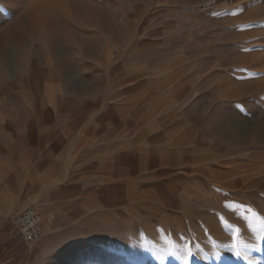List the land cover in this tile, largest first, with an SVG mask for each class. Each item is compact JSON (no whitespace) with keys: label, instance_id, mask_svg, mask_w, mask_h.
<instances>
[{"label":"rangeland","instance_id":"1","mask_svg":"<svg viewBox=\"0 0 264 264\" xmlns=\"http://www.w3.org/2000/svg\"><path fill=\"white\" fill-rule=\"evenodd\" d=\"M0 7V263L264 264V95H228L264 81L261 0Z\"/></svg>","mask_w":264,"mask_h":264},{"label":"bare ground","instance_id":"2","mask_svg":"<svg viewBox=\"0 0 264 264\" xmlns=\"http://www.w3.org/2000/svg\"><path fill=\"white\" fill-rule=\"evenodd\" d=\"M261 2H263L264 4V0H261ZM48 8V7H47ZM8 10H11V7L8 8ZM44 9H41V8H34L33 10H31L29 13H28V20L30 21V23L32 24L33 27L35 28H41L43 29L46 33H48L49 35H52L53 31L52 30L53 28L51 27V24H50V21H49V17H46V14L45 12H43ZM46 10V9H45ZM47 12V11H46ZM263 17H264V9L262 11V14H261ZM54 17V16H53ZM52 22V21H51ZM53 26V25H52ZM246 32V31H245ZM239 33V32H238ZM260 37V36H259ZM262 38V37H261ZM241 42V48L242 46H246L245 44H248L251 40L250 39H247L246 37H240L239 39ZM250 40V41H249ZM254 40V39H252ZM255 42H260L259 40ZM261 43V42H260ZM252 44H253V41H252ZM263 44V43H262ZM254 46V45H253ZM243 49V48H242ZM247 49V47H246ZM253 49V48H252ZM244 51V50H243ZM247 51V50H246ZM241 52V50H240ZM246 53V52H245ZM243 55V54H242ZM247 56V55H246ZM246 57L243 55V56H240L239 58H235L233 59V70L231 69V71H235V70H238V72H235L238 73V76L236 77V79H240V78H243V76H239V73H243V71L246 72L247 69H249V67H246V64L244 63ZM247 60V59H246ZM239 63H241L240 65H238ZM238 65V66H237ZM231 67V68H232ZM264 69V67H262ZM227 69V68H226ZM262 70V69H261ZM262 72V71H261ZM234 73V72H233ZM234 74V75H235ZM247 74H250V73H247ZM234 78V77H233ZM232 84L234 82H231ZM249 83V82H248ZM239 85V84H237ZM259 88V90H258ZM230 92H228L229 96L231 97L232 100H239V101H242L244 99H250L251 96H256V95H261L263 94L264 95V81L263 80H260L257 84H243V86L241 87H233L232 89L229 90ZM187 167V166H186ZM107 185H113L114 182L113 181H107L106 182ZM116 184V183H115ZM246 183H243V182H225L224 184H222V186L225 188V189H229V190H234V191H237L239 190L240 188H243V187H249V186H253L254 185V182L253 183H248L247 185H245ZM250 189V188H249ZM155 191V190H154ZM243 191V190H242ZM249 192V191H248ZM240 193V192H239ZM243 193V192H241ZM250 194V193H248ZM242 195V194H241ZM117 199V198H116ZM136 200V199H134ZM156 200V199H154ZM159 200V199H158ZM119 203V202H118ZM159 203V202H158ZM121 204V203H120ZM119 206V205H118ZM148 207V206H147ZM36 211V210H35ZM203 211V210H202ZM43 215V214H42ZM45 215V214H44ZM224 218V217H223ZM226 219V217H225ZM228 221V219H227ZM100 222V221H99ZM246 231V230H245ZM244 231V232H245ZM241 233V232H240ZM242 234V233H241ZM126 248V247H125ZM128 252V251H127ZM224 255V254H223ZM249 258H251L249 256ZM248 257L246 256H243L242 259L243 260H247L249 259ZM72 259V256L71 255H67L66 258H65V262H68L69 260ZM178 264V263H177Z\"/></svg>","mask_w":264,"mask_h":264},{"label":"built area","instance_id":"3","mask_svg":"<svg viewBox=\"0 0 264 264\" xmlns=\"http://www.w3.org/2000/svg\"><path fill=\"white\" fill-rule=\"evenodd\" d=\"M20 238L26 244L36 243L43 233L42 216L33 209H26L12 220Z\"/></svg>","mask_w":264,"mask_h":264},{"label":"crops","instance_id":"4","mask_svg":"<svg viewBox=\"0 0 264 264\" xmlns=\"http://www.w3.org/2000/svg\"><path fill=\"white\" fill-rule=\"evenodd\" d=\"M47 209L49 210L50 208H47ZM40 210H41V209H40ZM41 212L44 213L45 216H47V214H48L47 212H45V210H44V211L41 210ZM40 215H41V214H40ZM50 218H51V217H50ZM47 220H48V224H47V226H46V225H45V226L48 227V228H45V230H46V232L48 231L47 234H49V232L51 231V229H49L51 225L49 224V223H50V222H49L50 219L47 218ZM48 225H49V226H48ZM43 230H44V224H43ZM12 260H13V259H11V258H10V259H9V258H4L3 260H1V263H0V264H8V263L12 262Z\"/></svg>","mask_w":264,"mask_h":264},{"label":"snow or ice","instance_id":"5","mask_svg":"<svg viewBox=\"0 0 264 264\" xmlns=\"http://www.w3.org/2000/svg\"><path fill=\"white\" fill-rule=\"evenodd\" d=\"M0 11H4V9L2 7H0Z\"/></svg>","mask_w":264,"mask_h":264}]
</instances>
